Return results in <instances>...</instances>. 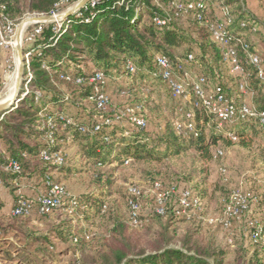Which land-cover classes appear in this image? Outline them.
<instances>
[{
    "label": "trees",
    "instance_id": "16d2710c",
    "mask_svg": "<svg viewBox=\"0 0 264 264\" xmlns=\"http://www.w3.org/2000/svg\"><path fill=\"white\" fill-rule=\"evenodd\" d=\"M66 1L0 0V26L5 23L2 15L16 25L25 14H51L64 7ZM219 3L231 18L228 29L241 35L257 52L244 34L254 32L252 23L246 28L240 26L242 21L252 20L243 0H209L201 20L196 18L197 11L186 15L178 12L172 0H99L92 7L69 14L59 31L53 29L52 22L39 24L40 34L25 50L29 52V65L27 68L24 64L16 102L0 111V184L14 195L13 208L21 199L34 201L37 196L15 195L21 181L33 179V190L45 192L48 178L57 182L54 173L63 167L52 155L72 142L81 161L94 169L92 185L88 191L74 196L72 203L71 197H66L60 207L48 213L0 214V264H262L255 255L248 256V248L237 239L224 245L211 239L204 241L192 224L179 231L175 225L186 221V214L178 215L172 203H167L164 213L159 214L154 210L155 199L150 211L157 225L142 242L131 231L137 226L129 217V191L128 213L124 214L113 197V181L96 172L127 160L163 162L193 149L203 162H208L215 157L212 147L219 142L226 146L234 143L200 109L193 110L196 134L187 129L179 132L169 117L162 116L158 122L160 130L148 131V100L142 92L153 91L155 88L149 83L156 79L154 87L164 86L172 96L156 63L157 56H165L174 69L181 65L194 75L204 76L209 85L222 86L230 100H243L239 76L223 61L222 50L212 40L206 23V19L214 21L219 16L213 9ZM87 17L89 21H85ZM155 18L166 19V23L158 24ZM188 54L193 59L185 63ZM242 58L247 88L253 92L256 107L263 109L264 81L257 68ZM96 74L102 78L94 79ZM111 86L113 92L131 102L145 120L144 127L111 107ZM99 94L107 98L104 107L98 105ZM187 110H191L188 104L179 109L183 118L180 121ZM249 124H257L263 133L254 118L241 120L235 125L237 130L235 126L233 129L244 146L249 145L243 138ZM43 152L50 155L48 160L43 159ZM12 161L17 163V170L10 166ZM199 169L184 175L187 181L202 175L201 186L207 168ZM199 186L189 188L199 198L201 208L206 190ZM2 206L0 199V209ZM68 211H73L77 218H65ZM101 220L104 232L93 229ZM42 225L46 227L40 229ZM256 243L264 250L261 240ZM59 244L65 247L59 250ZM231 244L235 245L233 262L227 258ZM62 255L69 257L64 259Z\"/></svg>",
    "mask_w": 264,
    "mask_h": 264
},
{
    "label": "rangeland",
    "instance_id": "374dc122",
    "mask_svg": "<svg viewBox=\"0 0 264 264\" xmlns=\"http://www.w3.org/2000/svg\"><path fill=\"white\" fill-rule=\"evenodd\" d=\"M79 1L80 0H67L64 2V7L59 8V16L61 13L69 11L72 12L71 14H74V8ZM261 2L264 5V0H261ZM34 15L43 14H32V16ZM44 15L50 16L52 14ZM25 16L26 14L16 23L15 29L11 33L3 35L8 45L1 47L0 52V105L11 104V98L15 94L16 99V94L20 89L23 74L20 79V84L17 87L19 67L21 65L24 67L25 50L30 45L29 42L25 40V36L28 28L33 26L25 25V23H29L28 20H25ZM64 18L66 20L67 17ZM54 20V16H52V18L46 22H52L57 26ZM60 28L59 24V29ZM251 33L256 38H260V41L255 43L254 48L260 53L258 54L261 56L262 67L264 69V38L261 37V34L258 32ZM156 82V79L150 80L149 85L155 88L153 91H142L146 95L144 98L148 100L145 108V113L148 117L146 129L154 132L160 130L158 123L160 121L159 116L169 117V119L176 124V122H181L180 120L183 119L179 109L186 106L182 103V100L168 95L164 86L158 88H156V86L154 87V85H157ZM113 88L114 87L111 86L108 89L111 107L125 116H130L129 110L133 109L135 115L139 116L140 114L136 113L131 102L123 95L113 92ZM11 94H13V96L9 98ZM10 99L11 101H9ZM250 101L255 105L253 95ZM12 104L9 105V107L12 106ZM236 128L235 126V129ZM246 128L248 129V134L243 138L245 141L249 142L248 146L240 144L238 138L233 140L234 143L230 146H226L223 142H219L217 146L212 147V153L215 157L208 162H203L193 149L177 156L170 157L163 162L127 160L122 164L114 163L100 170L96 169V172L104 173V179L113 181V188L115 190L113 197L117 200L121 213H128L126 195L128 194L129 188L131 186L139 187L141 190L140 213L142 221L139 225H135L137 228L133 227L131 231L133 236H140V240L143 242L149 238L148 235L153 234V230L157 225L150 211L154 202V183H160L163 188L172 185L182 186L185 184L195 189L199 186V183L202 182V175L194 176L190 181H187L184 174H189L195 168L196 170H200L199 168L202 169L206 167L207 173L203 181L204 183L199 186V189L205 188L206 190V193L201 197L202 207L193 214L189 215L187 213L185 215L186 221H179L175 226L181 231L186 224H192L198 229L197 236L201 237L204 241L211 239L221 245L232 243L233 238L235 240L237 239L238 242L244 244V247L248 248V256L255 255L262 264H264V251H258L260 248L256 247L257 243H252L253 241L248 236L250 226L245 229L246 236L249 238L248 243L247 241L244 242L241 240L240 236H238L241 229L245 226L242 225L244 220H260L264 216L262 209L257 211V215H252L254 212L253 208L263 203L264 197V134L257 124H249ZM206 133L207 138H209L210 133L208 128ZM161 150H164V148L161 147ZM218 150H221L222 153L218 154ZM60 154L63 157V167L54 173V179L64 187L69 197H74L88 191L92 185L91 180L94 169L91 165L86 164L84 160L81 161L76 144L72 142L65 143ZM235 192L246 196L251 206L248 212H245L239 217L231 218V225L225 228L219 220L224 215V210L229 202L230 195ZM262 205L263 204H261V206ZM64 217L67 219L77 218V215L74 214L73 211H68ZM102 222L104 221L101 220L97 223L99 226H94L93 229L96 228L97 231L104 232V227L101 225ZM240 222L241 226H243L242 228L239 225ZM45 227V225H42L39 228L44 229ZM178 245L179 244L176 246ZM229 246L231 252H229L227 258L229 262H233L235 257L233 253L235 245L231 244ZM64 247V244H59L57 246L59 250ZM68 257L69 255L61 256V258L64 259Z\"/></svg>",
    "mask_w": 264,
    "mask_h": 264
},
{
    "label": "built area",
    "instance_id": "2783aa9c",
    "mask_svg": "<svg viewBox=\"0 0 264 264\" xmlns=\"http://www.w3.org/2000/svg\"><path fill=\"white\" fill-rule=\"evenodd\" d=\"M99 0H86V2L80 7L85 9L88 6H94ZM209 0H172L175 8L178 12L186 15L191 11H197L196 18L201 20L204 16L203 12L207 6ZM221 3V2H220ZM219 3L217 5L219 9V16L214 21H209L208 23L211 38L216 42L222 50V59L225 64L230 68V70L237 74L240 78L239 88L243 94H248L247 82L245 79L246 72L243 65L244 61L254 65L258 70L259 77L264 81V69L262 67L261 57L257 52L251 50L250 45L241 35L233 34L228 26L231 23V18L227 14L224 6ZM76 9L74 12L79 11ZM63 12L59 16V9L51 12L54 16L53 29L59 31V24L65 20ZM78 15H81L80 13ZM32 14H26L25 20L29 23H25L26 26L33 25L31 30H28L25 36V40L31 42L35 36L39 35L41 32V23L46 21H32L30 18ZM5 20L3 26H0V46L8 45L3 38V35L11 33L15 29L13 25L6 17L2 15ZM60 19V21H59ZM90 18H85V21H89ZM158 24H165L166 19L155 18ZM240 26L246 28L249 26L248 22L242 21ZM252 31L256 30V27L252 26ZM25 65L28 68L29 65V52L24 54ZM193 59L192 54H188L186 62H190ZM156 63L161 69V74L164 79L167 80L170 87L172 97L182 100L184 105H189L191 110H187L184 114V120L181 122H176V128L179 132L183 129H187L189 132H194L196 134V121L194 119L193 110L200 109L204 114L210 115L213 122L215 123V128L217 130H224L225 134L232 140L236 139L234 135L233 126L238 124L241 120L247 118H254L262 127L264 133V108L258 109L250 101V98H243L239 103L230 100L224 93L222 86L220 85H209L207 80L202 75H193L188 69L179 65L176 69L173 68L170 61L165 56H157ZM132 69V67H130ZM30 76V73H29ZM102 78L101 74H96L94 79ZM26 92H23V95ZM249 95V94H248ZM107 101L106 96L99 94L98 105L104 107ZM130 118L140 127H144L146 122L140 116H136L133 109L129 110ZM199 122H203L200 118ZM209 124V122H207ZM221 154V150L217 151ZM42 157L45 160L50 158V155L46 152L42 153ZM54 161L57 164H61L63 157L60 152H56L52 155ZM10 166L17 170L18 165L15 161L10 163ZM128 204L130 207L129 217L133 225H139L142 221L140 213V195L141 190L137 186H131L129 188ZM154 199L156 205L154 207L155 212L162 214L165 211V206L167 203H172L175 205V212L178 215L187 214L194 208H200V200L197 198L193 191L189 187L172 185L163 188L160 183H154ZM69 197L64 187L55 181L48 178L47 189L45 192L40 193L35 200L21 199L18 204L13 208L12 212L14 214L29 215L33 211L39 214H44L51 212L53 209L60 207L64 203V199ZM70 203L73 201V197L70 198ZM251 204L249 203L246 196L235 192L230 195L229 202L225 207L224 215L219 220L223 227L227 228L231 225L230 219L233 217H239L245 212H248ZM262 211L264 213V204L262 206ZM250 229L248 230V236L253 242L262 241L264 245V216L262 219H254L249 222Z\"/></svg>",
    "mask_w": 264,
    "mask_h": 264
},
{
    "label": "crops",
    "instance_id": "0c3cea01",
    "mask_svg": "<svg viewBox=\"0 0 264 264\" xmlns=\"http://www.w3.org/2000/svg\"><path fill=\"white\" fill-rule=\"evenodd\" d=\"M243 1H244V6H245L246 10L248 11V13L250 14L251 19H252V20H249L248 23L249 24L252 23V25H254L256 27V31H254V32L260 33L261 37L264 38V5L262 4L261 0H243ZM213 9H214V13L215 14L216 13L217 14L220 13L218 11V7H217L216 4H214ZM245 33H246L247 39L250 42H252L254 45H255V43L260 41V38H256L251 32H249V33L248 32H244V34ZM17 51H18V48H17ZM235 75H237V74H235ZM238 80L240 82V78ZM247 90L249 91L248 88H247ZM248 94H244L243 97L244 98L246 97L247 99L251 98L252 95H253V92L249 91ZM31 181H33V179ZM31 181H27V180L21 181L19 189H17L15 191V195L24 194L26 197L35 198L40 193H42V190L40 191V189H39V191H40L39 193H36L33 190V186H32L33 182H31ZM13 196L14 195L9 192V189L6 186L0 184V199L3 201V206L0 209V214H8V213H10L12 211L13 201H14L13 200ZM261 204L262 203L259 204L260 206L258 205V206L253 208V211H254L253 214H252L253 216L257 215L256 213H257L258 210L262 209L263 205L261 206ZM248 218H250V217H248ZM249 222H250V219L248 221H247V219H246V221L244 220V222L242 224L243 226L245 225L244 227L241 226V222H240L239 225H240L241 228L242 227L243 228L241 229L240 234H238V236H240V239L243 240L244 242L247 241V243L249 241L248 240L249 238H247V236H246L245 229L250 226ZM252 243H254V242H252ZM258 251H264V250H262V249L260 250L259 249Z\"/></svg>",
    "mask_w": 264,
    "mask_h": 264
},
{
    "label": "water",
    "instance_id": "95a60500",
    "mask_svg": "<svg viewBox=\"0 0 264 264\" xmlns=\"http://www.w3.org/2000/svg\"><path fill=\"white\" fill-rule=\"evenodd\" d=\"M85 2H86V0H80V1L76 4V6H75V8H74V11H75V9L80 8ZM71 13H72L71 11L66 12V13L63 15V17H67V16H68L69 14H71ZM51 18H52V15H50V16H48V15H34V16H32V17L30 18V20H32V21H49ZM22 74H23V66L21 65L20 68H19V76H18V79H17V87H18L19 84H20V79H21V77H22ZM14 102H16L15 94H14V96H13V98H12L11 104L14 103ZM11 104H3V105H0V111L6 109V108L9 107V105H11Z\"/></svg>",
    "mask_w": 264,
    "mask_h": 264
},
{
    "label": "bare ground",
    "instance_id": "6f19581e",
    "mask_svg": "<svg viewBox=\"0 0 264 264\" xmlns=\"http://www.w3.org/2000/svg\"><path fill=\"white\" fill-rule=\"evenodd\" d=\"M13 94H14V93H13ZM13 94H11L9 98H11V97L13 96ZM9 98H8V99H9ZM12 98H13V97H12ZM12 98H11V99H12ZM11 99H10L9 101H11Z\"/></svg>",
    "mask_w": 264,
    "mask_h": 264
}]
</instances>
